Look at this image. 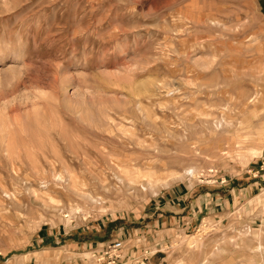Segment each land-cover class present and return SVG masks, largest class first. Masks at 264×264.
I'll return each mask as SVG.
<instances>
[{"label":"rangeland","instance_id":"obj_1","mask_svg":"<svg viewBox=\"0 0 264 264\" xmlns=\"http://www.w3.org/2000/svg\"><path fill=\"white\" fill-rule=\"evenodd\" d=\"M115 241L264 264V0H0V264Z\"/></svg>","mask_w":264,"mask_h":264},{"label":"built area","instance_id":"obj_2","mask_svg":"<svg viewBox=\"0 0 264 264\" xmlns=\"http://www.w3.org/2000/svg\"><path fill=\"white\" fill-rule=\"evenodd\" d=\"M121 248V242L115 241L106 246V249L104 250L103 254L107 256L109 259L108 264L115 263L117 257H118V250Z\"/></svg>","mask_w":264,"mask_h":264},{"label":"bare ground","instance_id":"obj_3","mask_svg":"<svg viewBox=\"0 0 264 264\" xmlns=\"http://www.w3.org/2000/svg\"><path fill=\"white\" fill-rule=\"evenodd\" d=\"M190 171V170H189Z\"/></svg>","mask_w":264,"mask_h":264}]
</instances>
